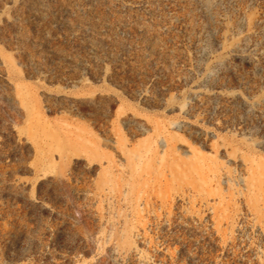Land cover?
<instances>
[{"label":"rangeland","instance_id":"rangeland-1","mask_svg":"<svg viewBox=\"0 0 264 264\" xmlns=\"http://www.w3.org/2000/svg\"><path fill=\"white\" fill-rule=\"evenodd\" d=\"M18 83L51 126L81 118L123 164L114 122L129 148L157 124L183 158L216 144L235 169L223 181L245 191L243 149L228 157V142L264 160V0H0V264H264V230L241 194L221 220L217 197L193 206L189 178L145 176L137 216L97 191L100 164L46 167L38 147L52 140H32Z\"/></svg>","mask_w":264,"mask_h":264},{"label":"bare ground","instance_id":"bare-ground-1","mask_svg":"<svg viewBox=\"0 0 264 264\" xmlns=\"http://www.w3.org/2000/svg\"><path fill=\"white\" fill-rule=\"evenodd\" d=\"M31 89L33 90L30 84H17L20 98L24 102L28 100L25 106L26 119L36 118L38 123V126L33 128L32 140L37 141L40 133L46 134L52 140L47 148L38 147L46 167L66 166L73 157L81 155L85 156L89 164H100L101 169L96 178L97 191L101 193L108 190L110 193H120L125 200L133 202L134 214L137 216H141L143 211L140 209L139 200L145 176L147 179L150 177L151 180L163 177L167 186L182 178H189L193 186V206L197 201H207L209 197H217L218 203L215 206L217 213L221 220L228 219L231 218L230 212L239 210L237 208L239 206L238 197L241 194L243 202L251 210L256 221L262 224L264 230V160L255 154L252 145L244 144L242 147H237L233 142H228L232 150L226 153L228 157L235 156L243 149L241 158L244 168L241 171L245 175L246 190L242 192L235 190L239 181L233 178L234 182L223 181V175L229 174L233 177L235 169L227 166V161L221 160V157L226 155L220 152L216 144L213 145L214 155H206L199 150H193L191 156L183 158L175 144L179 138L166 133V128L158 124L153 134L140 142V145L129 148L127 133L122 130L118 122H114L115 140L112 148L120 152L124 160L123 164L117 159L118 155L109 150L111 139L103 138L90 123L81 118L73 122L68 116L61 117V126L64 127L62 129L65 132L51 126V121L47 120L41 110V99ZM123 113L120 109L117 112V118ZM72 126L74 130L70 128ZM160 138H163L165 144ZM54 152L57 153L59 161L57 163L53 158Z\"/></svg>","mask_w":264,"mask_h":264}]
</instances>
